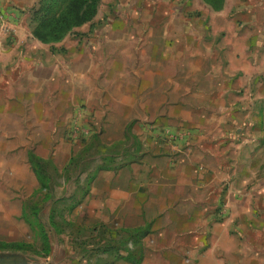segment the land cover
Wrapping results in <instances>:
<instances>
[{"label":"rangeland","instance_id":"374dc122","mask_svg":"<svg viewBox=\"0 0 264 264\" xmlns=\"http://www.w3.org/2000/svg\"><path fill=\"white\" fill-rule=\"evenodd\" d=\"M209 11L203 0H101L91 22L46 44L68 64L81 52L83 69L51 71L36 86L49 91L46 102L19 92L20 138L0 121V253L32 264H141L163 249L164 264H264V160L240 153L225 165L195 150L186 74L174 96L141 92L145 80L159 83L150 76L157 67L169 78L162 58L176 52L185 65L203 51ZM172 100L179 108L170 114ZM49 109L51 121L41 120ZM193 228L205 235L196 247L186 235Z\"/></svg>","mask_w":264,"mask_h":264},{"label":"crops","instance_id":"0c3cea01","mask_svg":"<svg viewBox=\"0 0 264 264\" xmlns=\"http://www.w3.org/2000/svg\"><path fill=\"white\" fill-rule=\"evenodd\" d=\"M39 1L0 0V121L12 123V129L16 130L13 138L23 135L20 121L25 120L22 115L25 94L19 92H27L32 105L41 101L37 96L42 92L46 102L49 91L37 90L36 86L43 83L51 71L59 70L62 64V68L72 64L73 71L83 69L80 67L81 52L78 55L70 53L69 57L74 61L68 64L69 61L52 54L50 45L42 44L31 34V10ZM204 20L209 21L211 31L209 40L202 42V52L195 49L193 56L189 52L185 65L176 52L161 60L170 65L166 69L169 78H165L171 82L169 92L164 89V68L161 67L150 71V76L161 75L156 87L148 88L145 80L141 92H154L156 97H162L161 92L174 96L179 88L185 90L178 81L186 80V74L189 81L186 89L190 90L187 92L188 120L193 122L188 139L195 150L214 153L225 165L230 155L240 153L255 156V162L264 160L261 157L264 155V0H225L221 10L209 11ZM23 81L27 83L23 84ZM32 105H29L31 110H27V118L29 113L35 112ZM175 105L178 102L169 101L170 114ZM44 114L41 120L50 122L51 110H45ZM31 118L34 121L35 114ZM14 143L16 141L12 140ZM225 169L224 166L219 168V173L221 170L226 172ZM125 206L141 208V205L126 204L122 207ZM115 207L121 208V205ZM186 235L193 245L205 236L194 228ZM179 239L186 240L187 237ZM159 250L153 255L145 254L146 259L141 264H148V257L157 258L155 264H164L163 258L168 253ZM176 250L178 255L184 254L182 246ZM192 252L194 250L189 249L186 254ZM208 253L201 252L205 258Z\"/></svg>","mask_w":264,"mask_h":264},{"label":"trees","instance_id":"16d2710c","mask_svg":"<svg viewBox=\"0 0 264 264\" xmlns=\"http://www.w3.org/2000/svg\"><path fill=\"white\" fill-rule=\"evenodd\" d=\"M203 1L214 11L221 10L225 4V0ZM100 2L101 0H40L31 10V22L34 23L31 34L45 44L59 42L74 28L91 22L98 13ZM31 163L38 167L33 161ZM35 171L46 188V177L40 170ZM41 232L43 238L48 240L46 233L43 230Z\"/></svg>","mask_w":264,"mask_h":264},{"label":"water","instance_id":"95a60500","mask_svg":"<svg viewBox=\"0 0 264 264\" xmlns=\"http://www.w3.org/2000/svg\"><path fill=\"white\" fill-rule=\"evenodd\" d=\"M33 261L22 254L0 253V264H32Z\"/></svg>","mask_w":264,"mask_h":264},{"label":"built area","instance_id":"2783aa9c","mask_svg":"<svg viewBox=\"0 0 264 264\" xmlns=\"http://www.w3.org/2000/svg\"><path fill=\"white\" fill-rule=\"evenodd\" d=\"M1 17V16H0Z\"/></svg>","mask_w":264,"mask_h":264}]
</instances>
